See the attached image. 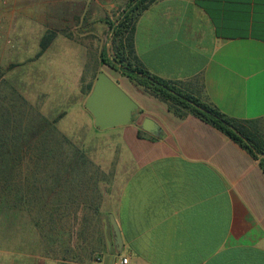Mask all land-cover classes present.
Returning a JSON list of instances; mask_svg holds the SVG:
<instances>
[{"label": "crops", "instance_id": "1", "mask_svg": "<svg viewBox=\"0 0 264 264\" xmlns=\"http://www.w3.org/2000/svg\"><path fill=\"white\" fill-rule=\"evenodd\" d=\"M134 52L149 73L251 121L264 145V0H156L136 21ZM108 75L140 109L106 133L105 156L118 161L119 179L102 193L88 190L92 202L80 205L69 240L47 231L0 250V264H264V154L253 157L218 129ZM147 118L150 131L142 128ZM98 192L101 204L91 196ZM109 215L120 253L103 223Z\"/></svg>", "mask_w": 264, "mask_h": 264}, {"label": "rangeland", "instance_id": "2", "mask_svg": "<svg viewBox=\"0 0 264 264\" xmlns=\"http://www.w3.org/2000/svg\"><path fill=\"white\" fill-rule=\"evenodd\" d=\"M128 1L0 0V95L25 106L37 120L42 116L51 122L60 117L54 124L58 132L81 147L88 161L83 174L86 182L78 183L75 177L72 187L94 188L102 193L104 187H112L119 179L118 161L105 156L109 144L106 133L116 128L95 129L84 102L86 86L95 82L100 70L120 75L102 66L99 54L103 49L110 54L111 34L105 17L114 21ZM50 34L54 35L51 43L38 55L42 37ZM30 157L34 162L37 159L35 155ZM28 161L24 159L28 167L22 170L30 174L34 163ZM43 163L42 172L47 161ZM41 183L47 186L45 181ZM10 187L15 195L25 188L18 178ZM101 193L92 195L96 204L103 201ZM7 205L0 192V250L38 242L43 235L39 236L33 224L29 226L31 221L23 208L10 204L11 211L6 213L3 207ZM56 232L68 239L64 229Z\"/></svg>", "mask_w": 264, "mask_h": 264}, {"label": "trees", "instance_id": "3", "mask_svg": "<svg viewBox=\"0 0 264 264\" xmlns=\"http://www.w3.org/2000/svg\"><path fill=\"white\" fill-rule=\"evenodd\" d=\"M155 1L129 0L114 21L105 17L104 22L111 34V45L110 54L105 49L100 52V64L167 103L177 116L196 117L224 133L255 158L264 154L263 143L249 130L251 121L228 117L181 90L175 83L161 79L141 66L134 52L135 24L140 14ZM53 37V34L42 37L38 55L46 50ZM93 84L86 86V96L90 94ZM9 98L8 95H0V192L3 202L23 208L34 228L42 235V232L54 233L60 225L64 226L69 232V240L77 221V212H82L85 204L92 202L87 195L88 187H72L75 177L78 183L86 182L83 176L88 166L86 155L81 147L62 138L54 125L60 117L51 122L42 116L37 120L36 116L31 117L25 106H19ZM145 136L142 130L138 131V137ZM30 155L36 156L35 162ZM24 159L34 163L30 174L22 170ZM44 160L47 163L42 172L40 168ZM260 166L264 172V159L260 160ZM15 178L25 187L17 195L10 191V184ZM42 181L46 182V187H43ZM59 196L62 201L58 200ZM9 205L3 207L6 213L11 211ZM92 209L97 212V206Z\"/></svg>", "mask_w": 264, "mask_h": 264}, {"label": "water", "instance_id": "4", "mask_svg": "<svg viewBox=\"0 0 264 264\" xmlns=\"http://www.w3.org/2000/svg\"><path fill=\"white\" fill-rule=\"evenodd\" d=\"M84 108L99 130L128 125L140 112L136 102L103 70L98 72L92 90L84 102ZM152 123V120L147 118L142 128L150 131L147 129V124ZM108 219V222L103 220V223L105 228L108 224L111 226L112 246L117 253H120L122 243L118 226L112 215H109ZM107 246L111 247L109 240Z\"/></svg>", "mask_w": 264, "mask_h": 264}, {"label": "built area", "instance_id": "5", "mask_svg": "<svg viewBox=\"0 0 264 264\" xmlns=\"http://www.w3.org/2000/svg\"><path fill=\"white\" fill-rule=\"evenodd\" d=\"M122 264H126L127 263V258H123L121 261Z\"/></svg>", "mask_w": 264, "mask_h": 264}]
</instances>
